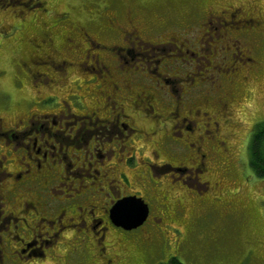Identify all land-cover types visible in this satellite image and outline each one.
<instances>
[{
	"label": "rangeland",
	"instance_id": "374dc122",
	"mask_svg": "<svg viewBox=\"0 0 264 264\" xmlns=\"http://www.w3.org/2000/svg\"><path fill=\"white\" fill-rule=\"evenodd\" d=\"M230 6H242L251 17L262 15L264 29V0H0V117L5 116V124H15L17 119H26L29 112L38 110L35 103L43 102V112L55 111L51 106L54 100L66 101L77 114L88 115L98 109L96 103L107 87L102 78L89 73L88 67L78 66L86 61L88 48L98 52L114 75L120 74L119 69L104 53L110 46L136 44L135 55L139 57L133 66L142 64L138 51L143 45L147 51L152 50L134 40V36L124 42L123 35L112 24L128 26L131 21L142 34L140 38L148 43H164L174 38V43L180 45L189 35L199 41L198 27H193L198 22L206 24L207 19L202 22L206 16ZM210 21L215 22L211 30L217 36L203 37L207 42L200 56L206 55L207 61L200 58L196 67L194 64L180 69L185 80L169 85L177 89L183 84L191 85L193 80L204 82L199 91L193 90L186 98L190 101L189 109L179 114V118L193 120L190 123L193 134L183 128L186 135L181 136H190L187 145L176 142L181 138L176 137L180 128L174 126L179 118L172 115L165 91L159 86L158 90L142 87L138 82L146 77V72L132 77V69L121 66L129 77L127 80L137 84L131 86L130 101L140 112L130 110L134 105L128 109L129 102L124 106L126 113L133 116L128 120L137 132L123 150V157L116 145H107L103 151L114 150L108 153L110 165L117 179L119 173L128 179L120 192L139 194L151 207L150 221L136 234L141 238L148 235V243L136 240L135 236L127 239L125 247L132 251L133 264H146V259L159 264L173 256L180 264H264V179L255 176L249 159L251 135L256 125L264 122V30L253 32L250 39L244 38L253 44L246 47L252 53V63L244 62L246 66L241 65L234 75L233 69L242 62L231 65L233 51L228 50V42L215 30H225L226 24ZM209 23L204 27L206 33ZM84 34L90 35L99 48L86 44ZM210 41H214V50L222 47L220 41L224 47L219 49L220 58L213 64L218 69L205 80ZM153 48L156 50L153 60L162 58L169 64L175 59L183 60L194 49L176 48L171 43ZM253 60L259 65L257 69ZM62 63L64 70H59ZM178 68L175 63L169 74L179 75ZM230 73L234 75L231 80L217 81L216 78L225 79ZM220 90L225 98L227 95L236 98L235 103L229 104L233 109L230 117L222 115V111L214 114L216 106L205 103L210 102V96L223 102ZM71 95L79 97L77 107L73 106L76 102L70 99ZM139 95L157 98L156 109L141 104L136 99ZM179 95L180 92L173 91L169 97L175 101ZM205 127L209 133L203 132ZM93 128L99 132V127ZM169 163L185 165L189 171L170 169L165 166ZM111 232L108 240L115 248L110 251L116 254V249L125 243L124 236Z\"/></svg>",
	"mask_w": 264,
	"mask_h": 264
},
{
	"label": "flooded vegetation",
	"instance_id": "af4514ba",
	"mask_svg": "<svg viewBox=\"0 0 264 264\" xmlns=\"http://www.w3.org/2000/svg\"><path fill=\"white\" fill-rule=\"evenodd\" d=\"M217 18L226 24L225 30L220 28L215 30L220 31L221 37L228 42V50L233 51L231 65L242 62L238 68L233 69L235 75L237 74L235 71H240L244 62L252 63V53L246 47L247 44L250 47L253 44L244 38L250 39V34L253 32L260 33L264 30L262 15L251 17L242 6L238 8L230 6L226 10H220L218 14H209L202 20L204 22L207 19L206 24L199 22L196 26L192 24L195 26L194 29L198 27L199 41L189 35L183 40L185 44L176 45L174 38H169V43L176 48H194L191 55H187L181 61L175 59L171 64L162 58L153 60V53L156 51L153 46L164 45L163 43L151 44L141 39L142 34L136 24L130 21L128 26L120 25L119 27L111 23L112 28L123 35L124 42L128 37L134 36V40L152 47L153 50L147 51L148 48H143V45L138 51L142 64L133 66L136 57H139L135 55L136 44L131 47L127 45L110 46L108 49L104 47L107 49L104 53L112 60L116 70L119 69L120 74L114 75L102 62L98 52L88 48L84 56L85 60L89 61L88 64L85 65L86 61H82L78 63V66L88 67L89 73L102 78L107 84L96 103L97 110L88 115H79L72 110L68 102L59 103L54 100L51 106L56 109L55 111L43 112L41 111L43 102L35 103L38 110L29 112L26 119H17L15 124H5V116L0 117V264H133L130 262L132 251L125 247L127 239L131 236L136 237L138 231L150 221V215L143 225L129 231L112 223L109 216L115 202L128 196L143 199L144 197L139 194L120 192V187H125L128 179L123 173H119L120 179H117L116 172L110 165L111 156L108 153H114V150L103 151L107 145H116L123 157V150L131 140V136L137 132L128 120L133 119V116L130 117L124 107L126 102H129L128 109L134 105V109L130 110L133 113L140 112L137 105L130 101L131 86L137 87V84L131 79L127 80L129 77L127 73L121 71V66L131 68L132 77L136 73L145 71L146 77L138 83L151 90H158L161 87L165 95H168L166 98L170 100L171 108H173L172 115L179 118L180 112L189 109L190 101L187 102L186 98L193 90L199 91L204 82L200 79L193 80L192 86L183 84L182 88L177 89L169 85L173 86L177 81L185 80L180 69L194 64L196 67L200 58L207 61L206 55L200 56L205 47L204 43L207 42L203 37L217 36L211 30L214 22L210 21L214 19L219 24ZM208 23L206 33L204 27ZM84 36L86 44L94 43L90 35L84 34ZM237 37L243 40H238ZM216 40L215 43H217ZM210 42L209 69L205 80L210 78L216 70L217 66H213L214 61L220 58L219 49L224 47L223 42L220 41L222 47L214 50V41ZM94 46L99 48L96 43ZM81 52L82 48L78 53ZM81 55L78 57L80 58ZM123 55L126 56L124 64L121 62ZM227 56H230V52H227ZM46 62L49 67H52L49 61ZM253 62L257 65L255 68L257 69L258 63L254 60ZM175 63L179 66V75L173 76L169 72ZM59 65L61 68L59 70H64L65 65L63 63ZM233 74L224 76L225 79H216L218 82L231 80L234 78ZM222 86L220 84L219 89H222ZM173 91L180 92L175 101L169 97V94L173 96ZM76 98L79 97L70 96V99L76 102V105L73 103L74 107H77ZM136 99H139L141 104L146 103L149 109H156L157 98L154 100L148 95H139ZM221 99L223 102L220 103L219 100L210 96V102L205 101V103L216 106L213 109L214 114L218 115L222 111V115L232 116L233 109H230L229 104L235 103L236 98L229 95L225 98L222 95ZM102 115L107 116L100 117ZM205 115L208 114L205 113ZM192 121L190 118L177 119L174 126L178 125L180 129L176 137L186 135L183 133V128L187 133L193 134L194 129H191L190 124ZM93 127H99V132H94ZM206 127L203 132H210ZM102 129H104L103 133ZM187 137H181L176 142L187 145ZM165 166L174 167L176 171H189L185 165L176 166L169 163ZM106 194L109 198L110 195L112 197L108 199ZM112 230L122 234L125 241L119 249H116L118 252L116 254L110 251L115 247L110 244V238L108 240V237L112 236ZM136 240L147 244L148 235L143 238L140 235L136 237ZM148 256L150 258L149 254ZM144 261L146 264H153L148 259ZM166 263L174 264V256L159 264Z\"/></svg>",
	"mask_w": 264,
	"mask_h": 264
},
{
	"label": "water",
	"instance_id": "95a60500",
	"mask_svg": "<svg viewBox=\"0 0 264 264\" xmlns=\"http://www.w3.org/2000/svg\"><path fill=\"white\" fill-rule=\"evenodd\" d=\"M149 207L141 198L127 197L117 201L110 211L115 226L125 230L136 229L147 221Z\"/></svg>",
	"mask_w": 264,
	"mask_h": 264
},
{
	"label": "trees",
	"instance_id": "16d2710c",
	"mask_svg": "<svg viewBox=\"0 0 264 264\" xmlns=\"http://www.w3.org/2000/svg\"><path fill=\"white\" fill-rule=\"evenodd\" d=\"M249 144L250 168L256 177L264 179V122L257 124ZM174 264H180L174 259Z\"/></svg>",
	"mask_w": 264,
	"mask_h": 264
}]
</instances>
